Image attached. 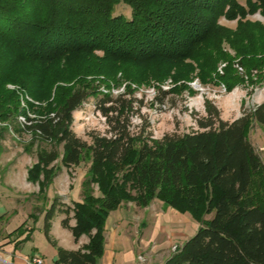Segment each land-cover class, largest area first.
<instances>
[{
  "label": "trees",
  "instance_id": "1",
  "mask_svg": "<svg viewBox=\"0 0 264 264\" xmlns=\"http://www.w3.org/2000/svg\"><path fill=\"white\" fill-rule=\"evenodd\" d=\"M120 2L130 7L128 17L115 13ZM256 12L264 15V0H0V137L9 126L18 130L21 116L24 130L50 143L27 168L39 192L59 172L57 160L87 165L81 200L55 195L44 210L43 232L56 246L52 264H95L109 212L153 199L198 224L162 264H264V162L247 136L253 123L264 125V102L225 120L205 99L196 129L156 137L136 95L150 76L157 82L154 103L177 87L193 93L187 82L196 68L201 82L216 78L231 90L238 79L227 69L235 55L247 71L261 70L264 25L247 18ZM221 17L236 19L235 29L221 25ZM220 60L227 62L223 74L216 71ZM167 76L179 84L163 88ZM24 95L38 104L23 98L22 105ZM89 98L105 129L89 132L87 141L71 125ZM58 214L75 240L88 236L79 249L51 239Z\"/></svg>",
  "mask_w": 264,
  "mask_h": 264
},
{
  "label": "rangeland",
  "instance_id": "2",
  "mask_svg": "<svg viewBox=\"0 0 264 264\" xmlns=\"http://www.w3.org/2000/svg\"><path fill=\"white\" fill-rule=\"evenodd\" d=\"M115 13H122L128 17L130 7L120 2L115 6ZM247 18L252 21H259L264 25V15L259 12L250 14ZM218 22L230 29L236 27V19L228 20L221 17ZM221 48L232 56L235 55L233 47L227 42L223 41ZM235 57L231 64L232 67L227 69L228 73L236 75L238 79L231 90H227L225 84L218 82L216 78L214 82H201L197 75V68L192 73V79L187 82L194 92L190 93L187 89H177V87L173 93L168 95L169 99L166 98L163 103L152 101L154 95L153 85L157 83L152 76L148 77L141 85H137L136 95L143 96L145 103L141 112L149 122V128L154 136L160 137L167 132L181 133L196 129L195 117L205 114V99H210L216 104L221 117L225 120L235 119L244 111L264 102V77L263 79L260 78L261 75H264V65L261 70L252 69L249 72L239 64L240 57L236 55ZM226 63L225 60L219 61L216 69L218 74H223ZM173 72L174 70L171 71V73ZM98 77L101 78V76ZM178 84L179 82L172 81L171 76H167L161 82L162 87L165 89L173 88ZM6 86L9 89L19 88L11 83ZM112 90L113 92L117 91L115 88H112ZM23 98L38 104L37 101L24 95L20 100L22 105H25ZM93 104L94 100L89 98L78 110L73 112L71 128L77 136L87 141H89V132H103L105 129L104 118L95 112ZM30 115L33 116V114ZM134 121L135 123L139 122L138 118H134ZM17 123L19 125L17 131L12 130L9 126L0 137V172L6 174V184L0 180V214H3V217L0 218V225L12 232L23 224L21 230L15 232L19 235L18 239L22 240L21 250H29L37 246L46 256H49V251L56 250V246L48 240L43 232L44 210L55 195H60L64 201L66 195L72 200H81L82 181L86 175L87 165L80 162L74 167H66L61 165L60 160H57L55 164L61 167L59 172L44 187V190L39 192L36 183L27 181V168L36 160L38 150L50 148L51 145L39 137H35L31 132L24 130L22 127L25 124L21 116L17 117ZM3 127L4 124H0V130ZM247 136L259 154H262L264 162V125L253 123L247 132ZM58 149H61L60 145ZM87 159L88 154L85 153L83 160ZM94 193L98 194L96 186H94ZM68 201L70 202V200ZM163 207H167V211ZM135 208L141 209L139 223H143H138V231L142 236L141 241L143 239L149 246L152 240H155V242L160 241L158 239L159 234L156 235L155 239H152L153 231L157 222H159L158 218H161V223L167 226V253H172L182 240H186L194 233L198 226L188 213H180L157 199H153L147 207L135 206ZM166 212L167 220H165ZM184 215H187L186 217H189V219L185 218ZM54 219L55 222L58 221L57 218ZM55 224H51V232L54 238L56 237L53 241L57 245L59 235ZM28 227L32 228L31 232L26 229ZM58 227L59 229H65L60 224ZM178 230H181V234Z\"/></svg>",
  "mask_w": 264,
  "mask_h": 264
},
{
  "label": "crops",
  "instance_id": "3",
  "mask_svg": "<svg viewBox=\"0 0 264 264\" xmlns=\"http://www.w3.org/2000/svg\"><path fill=\"white\" fill-rule=\"evenodd\" d=\"M5 175L4 172H0V180L4 184H6ZM65 198V201L67 200L66 202L68 203L72 200L68 195ZM135 206L132 202H125L117 209L109 212L104 224L103 252L97 257L95 264H162L170 256L171 253H167V226L161 223V218H158L159 222L156 224L152 237V239H155L156 235L159 234L158 239L160 241L155 242V240H152L150 246L143 239L141 241L142 236H140L138 231L139 224L143 223H139L141 209L135 208ZM163 208L167 211V207ZM0 216L3 217V214L1 213ZM186 216L184 215L185 218L189 219ZM62 217V214H58L51 220V224L56 223L55 227L58 228L57 246L68 250H77L88 241V236L83 234L78 240H75L71 231L61 225L60 220ZM54 218H57L58 221L55 222ZM165 220H167V212ZM74 222V219L70 220L71 225ZM59 224L65 229H59ZM178 231L180 232L181 230ZM8 233L10 231L0 225V264H31L27 262V259L32 255L41 256L44 264L53 263L56 257V250L49 251V256H46L37 246L29 250H21L22 241H19V235L15 233L7 237ZM49 235L51 239L56 238L52 235L51 225Z\"/></svg>",
  "mask_w": 264,
  "mask_h": 264
},
{
  "label": "built area",
  "instance_id": "4",
  "mask_svg": "<svg viewBox=\"0 0 264 264\" xmlns=\"http://www.w3.org/2000/svg\"><path fill=\"white\" fill-rule=\"evenodd\" d=\"M115 92H117V91H115ZM22 120H24L23 117H22ZM173 248H175V247H173ZM27 262L31 263V264H44L43 258L41 256H37V255H32L30 258L27 259Z\"/></svg>",
  "mask_w": 264,
  "mask_h": 264
}]
</instances>
